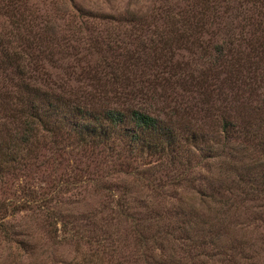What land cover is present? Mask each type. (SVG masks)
<instances>
[{
    "label": "trees",
    "instance_id": "1",
    "mask_svg": "<svg viewBox=\"0 0 264 264\" xmlns=\"http://www.w3.org/2000/svg\"><path fill=\"white\" fill-rule=\"evenodd\" d=\"M70 4L0 0L3 195L20 179L22 205L45 208L32 179L56 193L109 187L111 174L148 180L141 165L181 178L195 150L205 169L237 147L264 156V0H159L149 13L115 17ZM65 59L73 62L56 64ZM200 179L211 191L197 190L201 203L232 189Z\"/></svg>",
    "mask_w": 264,
    "mask_h": 264
},
{
    "label": "rangeland",
    "instance_id": "2",
    "mask_svg": "<svg viewBox=\"0 0 264 264\" xmlns=\"http://www.w3.org/2000/svg\"><path fill=\"white\" fill-rule=\"evenodd\" d=\"M66 1L112 17L149 13L159 2ZM37 4L42 7L41 2ZM1 26L8 27L2 15ZM133 38L136 31L128 39L130 48L135 47ZM71 62L65 59L56 64ZM237 148L229 149L230 155L207 160L209 169L199 165L202 153L193 148L191 167L181 178L151 164L140 166L152 169L149 181L144 174H111L106 188L89 184L54 193L43 180L32 179L31 183L44 187L45 208L22 205V184L14 178L3 185L4 195L0 190V202L5 203L0 204V264H151L149 255L158 258L160 253L171 264H264V183L260 178L264 156L251 147ZM202 175L232 189L201 203L197 190L211 192ZM150 181L152 188L146 185ZM120 201L125 202L123 207ZM154 235L162 249L154 243Z\"/></svg>",
    "mask_w": 264,
    "mask_h": 264
}]
</instances>
